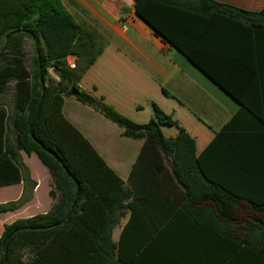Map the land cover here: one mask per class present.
Listing matches in <instances>:
<instances>
[{"label":"trees","instance_id":"16d2710c","mask_svg":"<svg viewBox=\"0 0 264 264\" xmlns=\"http://www.w3.org/2000/svg\"><path fill=\"white\" fill-rule=\"evenodd\" d=\"M134 13L234 99L251 129L232 134L228 127L196 155L194 139L156 106L152 119L136 124L79 89L76 83L95 59L94 34L60 0H0V95L10 91L12 103L11 114L0 108V186L29 181L23 151L37 156L56 190L47 214L3 225L0 264H151L160 242L174 237L159 240L156 231L173 225L177 212L185 226H210L232 238L242 227L232 213L243 204L254 222L243 225L242 241L264 255V90L261 79L249 74L245 82L257 83L244 84L237 74L238 39L264 29V7L249 12L212 0H134ZM203 20L209 29L221 27L236 49L219 59L223 64L211 66L199 55L201 39L193 30L204 29ZM26 40L33 48L28 65ZM70 55L80 62L74 69L66 64ZM60 94L100 112L123 136L143 140L126 189H113L110 179L123 182L62 117ZM170 126L178 133L165 138L161 127ZM115 195L131 211L116 244V219L99 213L112 209ZM13 209L12 202L0 204V213Z\"/></svg>","mask_w":264,"mask_h":264},{"label":"crops","instance_id":"0c3cea01","mask_svg":"<svg viewBox=\"0 0 264 264\" xmlns=\"http://www.w3.org/2000/svg\"><path fill=\"white\" fill-rule=\"evenodd\" d=\"M60 1L82 29L94 34L97 51L93 63L85 68L76 83L80 90L136 124H145L152 119L153 106H156L194 139L196 155H200L216 134L228 127L232 134L242 127L251 129L245 113L234 99L135 15L134 0ZM212 1L249 12H258L264 7V0ZM203 22L204 29L196 25L193 30H197L201 39L197 45L199 55L208 62L212 61L209 65L216 66L222 56L236 49L227 45L221 27L212 30L208 21ZM243 34L237 42V56L241 58L237 74L244 84L257 83L245 82L249 74L257 81L261 79L258 84L264 90V29H251V33L244 31ZM76 64H80L79 60H75ZM49 78L58 80L51 70ZM6 94L11 95V92L0 95V108L11 114V97L5 102ZM60 96L62 117L89 142L106 166L123 182L119 185L117 179H110L113 189H126L143 140L123 136L122 128L73 96ZM0 118L3 119L1 112ZM161 132L165 138H174L178 129L161 127ZM4 144L2 134V151ZM19 155L28 169L29 181L0 186V204L14 203L12 211L0 213L12 215L11 220L0 222V235L3 225L45 215L56 202L50 196V191L56 190L46 167L34 153L28 155L20 151ZM1 192L7 194L1 195ZM112 203V209L99 213L116 219L111 229V239L116 244L131 211L127 200L121 202L116 197ZM178 214L174 215L178 217L173 225H164L156 231L159 240L166 238L167 234L174 237L160 242L151 264H171L168 259L175 256L177 260H172L173 264H264V255L259 249L242 241L243 223L241 229L230 230L233 232L231 238L210 226H185ZM130 264L138 263L133 261Z\"/></svg>","mask_w":264,"mask_h":264},{"label":"rangeland","instance_id":"374dc122","mask_svg":"<svg viewBox=\"0 0 264 264\" xmlns=\"http://www.w3.org/2000/svg\"><path fill=\"white\" fill-rule=\"evenodd\" d=\"M23 50L25 51V54H26V64L28 65L30 63L29 62V59L31 58L30 55L33 54V48H32L31 42L29 40H26L24 42V44H23ZM9 97H11L10 94H6L5 95V102H7L9 100ZM5 194H7V192L6 193L1 192V195H5ZM232 216H235V218H237L240 223L241 222L243 223V221H244V225L245 224H251V223L254 222V221L251 220V216L247 212V210L245 208V204H243V207H242L241 210H238V211L232 213ZM11 219H12V215H10V214L0 215V222L3 221V220H5L7 222V221H9Z\"/></svg>","mask_w":264,"mask_h":264},{"label":"built area","instance_id":"2783aa9c","mask_svg":"<svg viewBox=\"0 0 264 264\" xmlns=\"http://www.w3.org/2000/svg\"><path fill=\"white\" fill-rule=\"evenodd\" d=\"M69 58V59H68ZM75 57L73 56H68L66 58V64L70 69H74L75 68Z\"/></svg>","mask_w":264,"mask_h":264}]
</instances>
